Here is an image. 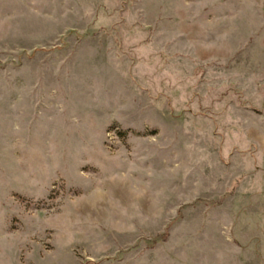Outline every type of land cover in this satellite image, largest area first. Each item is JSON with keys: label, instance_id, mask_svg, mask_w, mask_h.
Returning a JSON list of instances; mask_svg holds the SVG:
<instances>
[{"label": "rangeland", "instance_id": "rangeland-1", "mask_svg": "<svg viewBox=\"0 0 264 264\" xmlns=\"http://www.w3.org/2000/svg\"><path fill=\"white\" fill-rule=\"evenodd\" d=\"M0 264H264V0H0Z\"/></svg>", "mask_w": 264, "mask_h": 264}]
</instances>
